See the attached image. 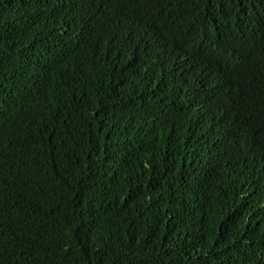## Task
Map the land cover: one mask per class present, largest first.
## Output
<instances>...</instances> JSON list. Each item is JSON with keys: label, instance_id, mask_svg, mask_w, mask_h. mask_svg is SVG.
Instances as JSON below:
<instances>
[{"label": "trees", "instance_id": "16d2710c", "mask_svg": "<svg viewBox=\"0 0 264 264\" xmlns=\"http://www.w3.org/2000/svg\"><path fill=\"white\" fill-rule=\"evenodd\" d=\"M0 264H264V0H0Z\"/></svg>", "mask_w": 264, "mask_h": 264}, {"label": "clouds", "instance_id": "9594fccd", "mask_svg": "<svg viewBox=\"0 0 264 264\" xmlns=\"http://www.w3.org/2000/svg\"><path fill=\"white\" fill-rule=\"evenodd\" d=\"M247 142H249V140L245 139Z\"/></svg>", "mask_w": 264, "mask_h": 264}]
</instances>
